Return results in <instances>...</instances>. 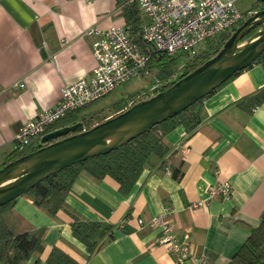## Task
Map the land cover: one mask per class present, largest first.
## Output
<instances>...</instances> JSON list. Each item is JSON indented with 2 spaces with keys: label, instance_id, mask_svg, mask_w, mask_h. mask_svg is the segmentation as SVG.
Listing matches in <instances>:
<instances>
[{
  "label": "crops",
  "instance_id": "crops-1",
  "mask_svg": "<svg viewBox=\"0 0 264 264\" xmlns=\"http://www.w3.org/2000/svg\"><path fill=\"white\" fill-rule=\"evenodd\" d=\"M120 10L117 0H0V164L18 128L94 67L93 37L83 29L124 23ZM262 87L264 66L254 62L205 97L198 124L190 132L181 124L169 131L165 155L149 158L127 194L111 177L81 171L55 214L24 194L16 197L6 214L11 229L44 227L42 250L23 264H48L53 247L81 264H178L145 224L157 214L180 240L188 233L194 253L184 264H227L264 223V102L252 112L237 105ZM223 181L230 196H210L209 187ZM72 215L111 225L95 236L91 253L72 235Z\"/></svg>",
  "mask_w": 264,
  "mask_h": 264
},
{
  "label": "trees",
  "instance_id": "trees-1",
  "mask_svg": "<svg viewBox=\"0 0 264 264\" xmlns=\"http://www.w3.org/2000/svg\"><path fill=\"white\" fill-rule=\"evenodd\" d=\"M117 2L120 6V14L124 19L125 28L130 38L137 44L142 52L148 54V68L152 72L153 70L156 71L155 75L157 81L163 82V84L154 89L142 90L141 92L132 94L131 96L134 100L131 98L132 102L129 105L126 104L127 98L130 99L129 97L118 100L111 109L112 115L127 109L132 104L146 99L161 90H165L180 77L196 69L217 54L232 33H221L204 43L203 47L199 49V52H195L186 62L181 75L175 80L167 81L173 74V66L178 56L156 53L151 48H148V45L142 37V24L144 18L137 2L133 0H117ZM262 28H264V24L251 29L241 41L252 37ZM254 62L264 66V53ZM238 72H240V70L234 72L219 86L193 102L184 110L154 125L148 131L104 154L74 163L49 175L26 190L23 194L29 197L36 206L44 208L50 214H55L59 209L65 208V197L70 190L72 182L81 171H86L97 179L109 176L118 183L119 191L122 194H127L133 187L138 175L149 158L153 155L162 158L165 155L167 151L164 140L165 135L179 124L183 125L187 132L193 130L200 120L199 112L202 100L233 78ZM94 102L67 111L64 116L50 123L45 128L44 133L47 134L52 131L78 126L76 130L66 134L68 135L81 131L84 125H87L85 128H89L103 121L105 118H99L97 114H95V122L92 123H89V121L87 122L85 118H80V113ZM262 102H264V87L239 100L237 105L248 112H252ZM63 136L65 135L60 137ZM39 147H41V145L31 148L28 152ZM23 154H25V152H17L13 149L7 154L4 161L0 164V167ZM171 174L174 178H177L180 172L178 169H173ZM14 200L15 199L0 206L1 264H23L33 253L40 252L43 248L42 237L44 234V227H30L21 232H14L11 229L6 214L12 209ZM70 228L72 235L84 244L87 252L91 253L98 244L95 240V236L97 234L101 235L109 232L111 225H104L100 221L83 219L76 215H72ZM111 237L112 234L109 233V238ZM46 261L48 264H81L70 254L58 247H53L50 250ZM34 264H37V262ZM227 264H264V223L261 222L250 230L247 239L232 255Z\"/></svg>",
  "mask_w": 264,
  "mask_h": 264
},
{
  "label": "built area",
  "instance_id": "built-area-1",
  "mask_svg": "<svg viewBox=\"0 0 264 264\" xmlns=\"http://www.w3.org/2000/svg\"><path fill=\"white\" fill-rule=\"evenodd\" d=\"M133 1L137 2L144 18L142 37L148 48L156 53L185 55L179 67H185L202 44L221 33L233 32L247 17L258 11L252 9L242 13L236 5L238 0ZM261 1L257 0L255 5ZM81 34L93 37L91 49L94 67L88 75L64 85L53 106L39 111L18 128L13 138L15 151L28 153L31 148L42 146L45 128L67 111L109 95L131 78L152 73L148 68V54L142 52L130 38L124 23L106 29L88 26ZM180 75L181 72H173L167 81L175 80ZM186 151L184 147L183 152ZM209 194L228 197L231 186L227 181L218 182L209 187ZM167 210L169 206L165 207ZM138 223L141 225L144 221L138 219ZM145 224L157 231L156 243L165 247L178 264H184L193 255L194 246L189 241L188 233H184L180 240L164 214L154 215Z\"/></svg>",
  "mask_w": 264,
  "mask_h": 264
},
{
  "label": "water",
  "instance_id": "water-1",
  "mask_svg": "<svg viewBox=\"0 0 264 264\" xmlns=\"http://www.w3.org/2000/svg\"><path fill=\"white\" fill-rule=\"evenodd\" d=\"M264 8L247 17L217 54L175 83L127 109L78 132L60 129L42 137L43 145L0 167V206L15 199L49 175L74 163L104 154L148 131L219 86L234 72L251 65L264 53ZM65 135L63 137H60Z\"/></svg>",
  "mask_w": 264,
  "mask_h": 264
},
{
  "label": "rangeland",
  "instance_id": "rangeland-1",
  "mask_svg": "<svg viewBox=\"0 0 264 264\" xmlns=\"http://www.w3.org/2000/svg\"><path fill=\"white\" fill-rule=\"evenodd\" d=\"M257 0H238L236 2V5L238 9L242 13H246L249 10L257 9L260 10L262 7H264V0L261 1L260 4L255 5ZM204 44H202L200 47H198L196 50L199 52V49L203 47ZM185 60V55H180L176 58L175 64L173 66V72H182L183 67H179L183 61ZM156 71L153 70L152 73L145 76H138L129 79L125 83H123L120 87H118L115 91L110 93L109 95L97 100L93 104H91L88 108L84 109L80 113V118H85V120L89 123L95 122V114L99 116V118H104L107 114L112 112V107L114 106V103L118 100L122 99L123 97H129L127 98L126 104L128 105L132 98V94L141 92L142 90L151 89L152 87H160L163 82H157ZM151 95V93H150ZM132 98V99H131ZM134 100V99H133ZM144 100V99H142ZM92 119V120H91ZM87 125H84V129H86Z\"/></svg>",
  "mask_w": 264,
  "mask_h": 264
}]
</instances>
